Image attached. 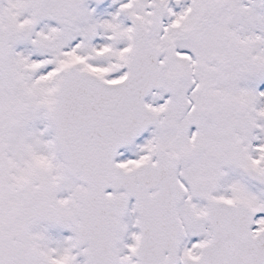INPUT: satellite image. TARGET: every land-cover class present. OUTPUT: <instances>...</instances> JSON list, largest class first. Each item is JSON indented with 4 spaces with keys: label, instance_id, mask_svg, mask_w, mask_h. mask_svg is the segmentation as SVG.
Masks as SVG:
<instances>
[{
    "label": "snow or ice",
    "instance_id": "6c2138e0",
    "mask_svg": "<svg viewBox=\"0 0 264 264\" xmlns=\"http://www.w3.org/2000/svg\"><path fill=\"white\" fill-rule=\"evenodd\" d=\"M0 264H264V0H0Z\"/></svg>",
    "mask_w": 264,
    "mask_h": 264
}]
</instances>
